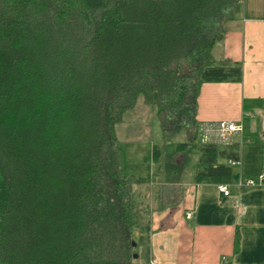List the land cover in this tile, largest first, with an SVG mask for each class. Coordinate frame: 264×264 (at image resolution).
<instances>
[{"label": "trees", "instance_id": "obj_1", "mask_svg": "<svg viewBox=\"0 0 264 264\" xmlns=\"http://www.w3.org/2000/svg\"><path fill=\"white\" fill-rule=\"evenodd\" d=\"M238 0H0V264H134L148 252L149 184L115 132L139 96L161 141L196 148V183L264 170V142H201L203 82H239L216 43ZM167 146V147H166Z\"/></svg>", "mask_w": 264, "mask_h": 264}, {"label": "crops", "instance_id": "obj_2", "mask_svg": "<svg viewBox=\"0 0 264 264\" xmlns=\"http://www.w3.org/2000/svg\"><path fill=\"white\" fill-rule=\"evenodd\" d=\"M216 50L218 61L240 63L242 77L239 82L200 85L195 110L198 127L220 120L234 121L241 123L242 132L233 135L231 143L243 146L264 142V0L237 1ZM142 98L139 96L135 106L124 112L115 132L124 161L123 145L151 147L150 162L126 172L148 183L150 189L144 263L264 264V178L246 183L252 178L243 177L240 165H236L230 182L196 183L193 172L199 166V152L192 147L184 152L166 150L163 172L153 175L152 143L162 138L160 132L158 139L150 132L144 139L143 126L147 124H142L140 118L145 114L143 108L150 111V107ZM119 127L122 137L118 135ZM178 135L180 141L185 140L184 133ZM212 140L226 145L218 141L215 133ZM126 166L125 161V171ZM219 184L227 186V195L219 191ZM187 213L191 216L187 217Z\"/></svg>", "mask_w": 264, "mask_h": 264}, {"label": "rangeland", "instance_id": "obj_3", "mask_svg": "<svg viewBox=\"0 0 264 264\" xmlns=\"http://www.w3.org/2000/svg\"><path fill=\"white\" fill-rule=\"evenodd\" d=\"M142 97V96H141ZM143 99V98H142ZM150 107V111L148 110L149 108H143V114L140 118V121L142 124L146 123L147 125H144V139L150 135V132H154L155 136L158 139V133H159V127L156 123H154L153 120V115H154V110L151 108L150 105H147ZM147 109V110H146ZM138 125V124H136ZM118 130V135L121 136L120 132V127L117 128ZM134 135L137 133H133ZM146 136V137H145ZM122 137V136H121ZM181 136L176 135L171 139L170 142L167 143V146L169 148H174L175 144L180 141ZM156 139V140H157ZM201 140V138H200ZM166 146V147H167ZM123 151L125 153V161L127 163L126 166V171L129 170H136L134 169L137 165L140 167H144L147 162H150V156H151V147L150 145H123ZM149 218V215H147ZM131 252L136 253L137 257L134 258V264H145L144 259H145V251L143 246H132Z\"/></svg>", "mask_w": 264, "mask_h": 264}, {"label": "built area", "instance_id": "obj_4", "mask_svg": "<svg viewBox=\"0 0 264 264\" xmlns=\"http://www.w3.org/2000/svg\"><path fill=\"white\" fill-rule=\"evenodd\" d=\"M198 132L200 134V138L202 142H211L212 135L215 133V135L218 137V141L222 144H230L232 140V136L236 134H240L242 132V125L241 123L234 122V121H226V120H220L216 123H210L205 125H200L198 127ZM228 163L231 165H240V161H233L231 159L228 160ZM264 178V174H260L257 181L261 182ZM246 183L254 184V179H247ZM218 189L220 192H222L224 195L228 194V188L226 185L219 184ZM191 214L187 213V217H190ZM223 264H228L226 261L223 262Z\"/></svg>", "mask_w": 264, "mask_h": 264}, {"label": "water", "instance_id": "obj_5", "mask_svg": "<svg viewBox=\"0 0 264 264\" xmlns=\"http://www.w3.org/2000/svg\"><path fill=\"white\" fill-rule=\"evenodd\" d=\"M136 245V243L134 242V241H132V246H135ZM134 258H136L137 257V254L136 253H134Z\"/></svg>", "mask_w": 264, "mask_h": 264}]
</instances>
